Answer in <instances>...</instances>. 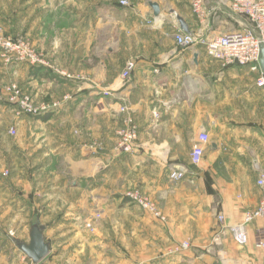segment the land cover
Instances as JSON below:
<instances>
[{
	"label": "crops",
	"instance_id": "1",
	"mask_svg": "<svg viewBox=\"0 0 264 264\" xmlns=\"http://www.w3.org/2000/svg\"><path fill=\"white\" fill-rule=\"evenodd\" d=\"M127 1H20L21 33L47 61L25 64L21 87L35 101L59 106L38 116L0 106L3 121L21 125L22 141L18 162L8 175L0 171V264H264L256 245L264 240V220L249 222V240L238 246L216 218L221 213L223 225L238 223L259 200V71L224 66L200 46L176 44L180 27L171 10L189 30L198 28L190 0H153L159 17L148 0ZM241 24L220 11L207 32ZM128 59L134 68L123 79ZM128 118L138 135L125 152L117 129ZM201 132L208 141L194 165L190 153ZM171 167L186 176L170 180ZM131 188L147 194L165 221L127 213L124 193ZM90 206L106 209L107 217H74ZM113 209L124 216L112 217ZM34 221L50 244L38 263L15 244L29 242ZM183 241L189 247L174 251Z\"/></svg>",
	"mask_w": 264,
	"mask_h": 264
},
{
	"label": "built area",
	"instance_id": "2",
	"mask_svg": "<svg viewBox=\"0 0 264 264\" xmlns=\"http://www.w3.org/2000/svg\"><path fill=\"white\" fill-rule=\"evenodd\" d=\"M190 0L189 7L193 17L198 23V28L194 31L177 30L174 33L176 44L181 48H194L200 46L205 53L216 60H219L224 66L231 65H249L251 69L259 71L256 78V85L264 87V75L260 71L258 56L260 47L264 51V0ZM121 5H128L126 0L120 1ZM224 12L230 16H238L242 20L239 27H233L223 32H207L211 17L217 12ZM0 51L9 55L13 60L30 63L31 65L46 64L37 54L29 47L28 43L23 39L16 37L0 36ZM134 68V61L128 59L125 62L121 77L126 79ZM8 92L12 91L7 87ZM15 94L17 97V93ZM10 96L11 104L15 105L24 114L38 116L52 111L59 106V102L51 104H42L35 106L28 97L17 99ZM120 112H126L127 107L121 105ZM119 146L125 152L132 150L138 135L136 125L130 118L126 119L121 127L117 130ZM208 141L205 132L198 135V141L193 145L190 159L194 165H198L203 154L204 146ZM257 170L256 186L259 191V200L257 205L246 211L242 220L238 223L223 225L224 216L221 213L216 214L219 223L226 229L238 246L247 244L249 237L246 225L253 219L264 220V170L254 164ZM186 176L184 169L178 170L171 167L168 171V177L172 181H177ZM124 196L135 205L147 211L155 218L164 217L161 211L157 209L156 203L146 195L142 194L138 189L128 190ZM162 220V219H160ZM257 247L264 249V240L257 242ZM189 247L188 241L179 243L174 251H181Z\"/></svg>",
	"mask_w": 264,
	"mask_h": 264
},
{
	"label": "rangeland",
	"instance_id": "3",
	"mask_svg": "<svg viewBox=\"0 0 264 264\" xmlns=\"http://www.w3.org/2000/svg\"><path fill=\"white\" fill-rule=\"evenodd\" d=\"M20 1L21 0H0V36L12 37V38L19 37L23 39V41L28 43L29 47L33 50V52L37 54L38 57L42 59L45 63H47L43 53L37 49L36 45H34L29 38H27L24 34L21 33ZM131 1H134V0H131ZM127 2L129 3V1ZM12 58L14 57H9V55L0 51V106L6 105V107L9 108L8 110H10V112H12L15 116L25 115L15 105L11 104L9 97L10 96L16 97L15 94L12 95L11 93H17V97H16L17 99H20L21 97L22 98L28 97L29 100L35 106H41L42 104H49L45 101L43 102L35 101L32 95L27 93L21 87L20 70L24 68L25 64H27L29 67H32L35 65H31L30 63H24L22 61H18L15 59L13 60ZM11 65L17 66V67L10 68ZM7 87L12 89V91L8 92ZM53 102H59V101L57 100L50 101V104ZM0 114H1L0 116V171H1V175L6 176L9 173L8 168L10 167V165L14 164L13 161H17V155L20 152L19 149L22 148L21 125L19 124V122L12 123L11 121H8V122L3 121L2 117L6 116V112L3 111V108H0ZM4 135L6 136L3 137ZM16 164L17 163H15L14 166H16ZM128 190H132V188ZM144 195L149 197L147 194H144ZM38 198H39V201H42V193L40 194ZM129 202L131 203V206H130L131 209H127L126 211L127 213L129 211L132 212L135 210V214L141 215V217H149V215H151L147 211L135 205L133 202L131 201ZM0 207H3V204ZM157 209L160 211V208L158 206H157ZM45 212L47 211L45 210ZM109 215H111L112 217H123L124 212L122 211L118 212L116 209H113L112 211H110ZM162 216L164 215L162 214ZM74 217H97L99 219V217H107V216H106V209L101 208V206H93L92 208L90 206L89 209H85V212L83 210L81 211V213H77ZM157 219L159 220L162 219L160 221H165L166 218L159 217ZM91 229H94V228H91Z\"/></svg>",
	"mask_w": 264,
	"mask_h": 264
},
{
	"label": "water",
	"instance_id": "4",
	"mask_svg": "<svg viewBox=\"0 0 264 264\" xmlns=\"http://www.w3.org/2000/svg\"><path fill=\"white\" fill-rule=\"evenodd\" d=\"M148 5L152 10V14L155 17H159L160 5L158 2L153 0H148ZM175 14L178 21L179 27L181 30L188 31V25L184 19L179 16L174 10H171ZM259 66L261 72L264 75V51L263 47H260V53L258 56ZM43 225L38 221L31 223L30 233H29V242L25 243L23 241L16 240L15 244L17 247L29 258L33 263L40 262L49 252V242L45 241L43 237Z\"/></svg>",
	"mask_w": 264,
	"mask_h": 264
}]
</instances>
